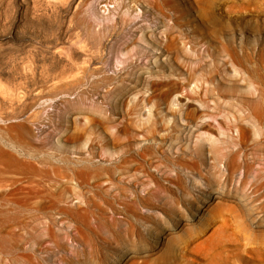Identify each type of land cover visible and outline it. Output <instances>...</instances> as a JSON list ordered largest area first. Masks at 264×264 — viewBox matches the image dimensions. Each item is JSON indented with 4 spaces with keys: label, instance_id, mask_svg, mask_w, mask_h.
Returning <instances> with one entry per match:
<instances>
[{
    "label": "rangeland",
    "instance_id": "obj_1",
    "mask_svg": "<svg viewBox=\"0 0 264 264\" xmlns=\"http://www.w3.org/2000/svg\"><path fill=\"white\" fill-rule=\"evenodd\" d=\"M44 1L0 0V264L27 263L26 257L29 255V257L32 256L31 260L39 258L42 261V264H73L74 260L90 264H106L103 263L104 261L96 254L93 256L91 255L92 252L90 247L92 245L90 244L97 247L99 246V248L100 246L112 248L115 244L98 245L95 238L94 240L96 242L93 239H90L87 243H85V241V244L81 243L79 240H71L69 234L73 235L75 228L79 226L82 228V231H86V229H83L84 226L79 225V223H75L72 220L70 221L67 219L68 222L62 219L63 216L57 213V209L62 207L67 208V206L68 208L80 205L83 207V199L80 198L82 196L78 195L81 191V195L83 193V196H88L97 200L94 194L97 192L100 184L96 183L98 181L95 178L96 176L94 177V174L105 166L110 167L113 165L114 159L117 155L110 157L109 155L102 153L99 141L103 134L102 128L99 124V113H97L96 116H93L91 121L92 124L90 123V132H88L89 135H87L84 129V127L86 128L87 126V121L84 116L78 115L72 117L63 114L65 108V102L63 99L66 98L65 100H68L71 103L74 101L75 103V101H77L75 95H58V97L56 96L53 100L50 98H43L40 101H37V99H35L36 95L33 92L36 89L34 82L36 83V86L40 84L45 87L50 84L49 82L51 78L55 76V73H57L56 75L64 77L67 74L70 76L74 72L73 66L75 65L71 64L72 61L73 63H77V61L81 62V58L78 57H73L70 61V57H68L67 54L69 52L68 50L79 48L77 45H68L69 43H65V46L63 45L64 49L66 48L65 51L68 52L64 55L63 50V54L61 53L62 56L59 57L61 54L59 51L57 52V49L55 53V46H57L55 39L58 35L57 32L68 24V18L75 17L77 13L80 15L85 14V12H83L85 11V8L82 9V6L85 7V5H82L85 4V2L81 3L83 1L81 0V4L78 3V7H72L70 11L65 13V3L67 1ZM63 4L65 5L63 6ZM130 4L129 12L125 17L129 22L137 17L135 20V23L137 24L135 25L136 27L133 25L134 23L132 24V31L129 33L125 31V33H127V35L124 33L125 40H123V38V41L120 44L121 46L119 45L122 49L129 45L128 50L126 51L127 54L123 52L124 54L119 55L118 59L115 58L116 60H113V65L110 71L108 69L109 72L107 73L108 76L115 77V80H119V78L124 80L123 82H120V84L123 83L130 87L137 86L135 92L141 93L132 95L129 99H138L142 94L146 96L151 95L153 90L156 95L164 97L167 94H170L169 91H165L168 86L167 84L171 82L168 80H180V83H184L183 78L188 75L190 69L193 70L197 69V67H201L204 70L209 71L213 70L215 66H220L222 62L228 58L225 53L219 52L216 54L218 57L216 56L215 60L211 59L206 50L209 43L215 48L218 47L219 50L224 48H235L240 55L245 56L243 59L244 66H247L249 69H251V66L255 67L256 64L259 65L255 58L257 49H259L262 62L264 63V0H132ZM32 5L34 6L32 7ZM114 5L115 4H110L108 5V8L113 9ZM76 8H79L80 11L78 12ZM123 11L125 10H121L120 14H122ZM142 13H147L152 19L141 22L140 17L142 16ZM181 13L185 16L189 15L187 19L192 18V22L195 25L194 29L199 33H203V35H205V40H202L203 36L201 35H199L198 38L190 35V31H188L187 27L183 24L184 20H179ZM106 14L108 13L106 12ZM110 17L114 18L113 16ZM206 17L211 18L212 25H208L204 22ZM170 28H173L175 36L178 38V43L176 45H173L165 38L164 32ZM142 31L147 33L148 39L146 42L142 40V38H145ZM184 32L189 35L188 39H185V37L181 35L184 34ZM72 34L69 39L74 38L71 41L74 40V43L78 42L77 39L80 40L81 38L80 32L78 33L79 36L76 33L77 35L73 34L72 37ZM75 36H78V38ZM191 40L192 42L194 40L195 44H193ZM207 41L209 42L208 44ZM169 45H171V48ZM193 46L194 48H192ZM67 47L69 48L67 49ZM254 48V58L252 59L250 56L252 55V49ZM241 49H243V51ZM177 50L184 55L186 60L182 57H179L178 59V56L176 59V52H179ZM52 55H55V58ZM56 56L59 57V59ZM155 56H161V59H158V61L159 63H165V70L159 68V64L154 62L156 60ZM123 61H126V63L122 64ZM70 65H73V70H71ZM228 67L229 71L227 72V75H225V79L222 81L221 85L224 91L232 86L236 90V93H231L226 90V95L228 97L227 100L232 101L231 98L240 95V92H256V85L252 84L250 88L248 87L249 74H246L247 71H245L244 68L232 66L231 64H228ZM169 72H174V75L172 76ZM22 73L24 74L22 75ZM179 74L181 75L180 77ZM234 75L237 76V78L234 77ZM38 78H40L39 81ZM235 78L237 81H234ZM240 78L244 80H240ZM41 79L43 81H41ZM220 79V77H216L215 82ZM201 84H203V80L191 83L186 89L176 94V99L184 98V103L189 104V110L191 111L194 106L189 102H192L195 106L201 108L198 103L192 101L193 96L191 94L187 95L186 93V90L190 92H199L200 89H198L197 86H200ZM204 87H208V85L204 84ZM262 87L264 88V85ZM161 90L164 91V93ZM138 95L139 97H137ZM245 96L251 97L250 94ZM54 102H59L58 104L62 103L63 105H61L62 107L59 105L60 109H56L53 108L52 103ZM88 102L89 101H86V103ZM100 106L103 107V112H105L103 117H107V119L109 118L110 120L108 119V122L112 120L111 122L118 124L120 121L118 117H113L107 106L106 110L104 105L100 104ZM174 107V109L179 108V106ZM165 108V106L162 107V109ZM122 109H124L123 106L121 107V110ZM143 112L147 113L148 109H145ZM143 112L141 113V116L143 115ZM34 114L36 115L35 119ZM62 116L64 117L61 118ZM140 119L143 118L140 117ZM217 119H219V117H217ZM51 121H54L53 125ZM180 124L184 126L181 121ZM214 124H216V121H214ZM111 125L112 124L109 123V131L115 132L116 128ZM185 129L186 131H182V133L183 137L188 138L187 147L182 148V150L177 148L175 150L176 153L173 156L189 159L193 156L191 149H193L195 140L199 138L197 137L199 134L196 132V128L192 126ZM228 135L229 137H233L234 142V137L237 136L236 131H231ZM204 137L206 136L203 135V138ZM86 139L89 141L88 144H84ZM110 147L111 144L109 145V148ZM110 150L111 149H109V152ZM210 162L211 161L208 159L209 164H211ZM205 167L207 169L208 164L207 166L205 165L201 167L203 173L206 171V169H204ZM261 168H263V170L260 171ZM217 170L225 172L224 165L219 163L217 165ZM237 172L238 173L235 174V177L238 179H235L234 177L232 181L234 187L239 186V180L243 177L242 170H238ZM203 173L201 174L200 172L202 176ZM171 174L175 175L174 172H171ZM259 174L264 175L263 161L254 165L248 174V178H250L249 180H255ZM139 175H141V178L146 181L142 174ZM182 175L184 180L181 185V191L192 192L193 194H199L205 191L204 181L198 176V174L190 173L188 171L184 172L183 170ZM122 178V182L125 183L122 184L123 186L132 182H130L132 177L124 176ZM200 180V183L196 182ZM54 181H56V184ZM60 183L63 185L66 183L67 186L65 185V187ZM59 184L62 187L58 186ZM103 184L104 189L110 188L109 191H113V188H111L112 186H110L108 182H104ZM164 184H167V182H164ZM68 185H71L75 190L73 191V188L70 189V186ZM143 186L144 185H136L133 189L128 188L130 190L126 191L127 195L124 193L126 198H132L133 193L142 194L144 193L143 190L145 188L152 187L153 185L146 184L144 186L145 188ZM58 187H60L61 190ZM54 190H57V193ZM62 190L65 193L62 192ZM132 190L134 192H132ZM72 191L75 193L77 191L78 194H75ZM181 191L176 190L177 195H179V192ZM52 193L60 194L59 196L61 197L58 196L60 199L56 201L57 205L54 204L56 207L53 206L54 197H52ZM8 197L9 199H7ZM23 198L25 200H22ZM10 199L19 200L20 202H18L19 205L16 204L17 206L13 204V208L11 206L10 220L8 222L3 221L4 219L6 220V218L3 219V216L5 213L4 209L6 208L7 202L9 203V201H11ZM22 201H25V203ZM212 203L214 206L217 204V201H213ZM12 210H14V212ZM140 212L146 215L154 213L152 216L154 218L150 219L151 222L164 221V215L158 211L152 212L141 208ZM230 212L232 211L225 212L224 218H216L217 220H215V224H220V221L224 222V219H233L231 220L232 223H230V226L233 227H230V229L233 230L235 228L234 222L236 221L234 220V217L232 218L233 215H231ZM12 213H15L16 215L14 216ZM106 213V215L110 216L112 211L106 209ZM203 213L205 214L204 211ZM17 216L20 217L18 218ZM115 216L117 220H123L122 215ZM16 218L18 220H16ZM207 218L208 217H205V219ZM91 220L92 219L89 220V224L91 223ZM6 222L8 223L6 224ZM53 222L54 226L51 225L53 226L54 231L58 233L60 240L63 241L61 242L63 245L62 247L60 245V248L55 247L45 235L43 236V234H46L45 231L49 225L48 223ZM56 222H58L59 225H57ZM215 224L213 229L209 228L207 230L206 234L208 238L206 237V239L203 238L201 240L189 238V241L185 236L186 233H184L183 236H180V234L183 233L179 230V227L178 229L176 228L173 230L175 232L174 235L172 231H164L165 235L161 234L160 236L161 246H159V248L162 247V249L156 250H163L162 254L166 255L163 257V255L158 252L159 258L154 252V255L156 258L158 257L157 260L159 261L154 258L152 259L153 261L150 260L148 263L157 264L160 263V261H163V264H170L167 259V256H170L168 255L170 251L169 249L165 250L166 246L168 243L171 246L174 244L177 253H179V248H177L179 246L177 244H181L179 240L182 242L184 240L183 237H186L187 248H185L183 254H176L175 262L177 264H264L263 246L257 248L258 250L256 249V252H254L253 249L255 246H247L242 238L237 242L227 241L223 238L220 239L219 236L221 235L222 230L215 232L217 227ZM231 224H233V226ZM222 225L220 226L221 229H223ZM85 231L84 233H88V231ZM234 232L235 231L231 232L232 235H235ZM34 235L37 237H33ZM90 241H92V243H90ZM163 247L165 248L163 249ZM77 252L81 257H79L80 259L75 257ZM83 253L85 255H83ZM52 254H55V256ZM84 256L86 258H84ZM72 257L74 260H72ZM162 258L163 260H161ZM129 263L133 264V260H126L123 262V264Z\"/></svg>",
    "mask_w": 264,
    "mask_h": 264
},
{
    "label": "bare ground",
    "instance_id": "obj_2",
    "mask_svg": "<svg viewBox=\"0 0 264 264\" xmlns=\"http://www.w3.org/2000/svg\"><path fill=\"white\" fill-rule=\"evenodd\" d=\"M65 1H67L65 3L66 5L63 4V6L65 5L66 8H63H65L64 12L66 13L70 11L72 7H78V3H80L81 0ZM131 1L132 0H83L81 3L85 2V4H82L85 5V7L82 5L80 6L83 7L82 9L85 8V11H83L85 14L81 13L83 15H80L76 12L77 14L75 17L70 19L68 18V24L64 26L65 28L63 27V29L61 28L59 32H57L58 35L55 39V43L57 45L55 46V53L56 49L60 54H63L64 50V55L69 51L67 54L68 57H70V61L73 57H78L81 58V62H71V64L75 65H72L74 70L70 65L71 70L74 71L70 76L67 73L65 77L56 75L57 73H55V76L52 74L54 77L52 76L53 78H51L49 82L50 84L48 83L49 85L45 87L40 84V86L37 85V87L34 82L35 80L33 81L36 87V92H33L36 95L35 99H37V101H40L43 98H50L53 100L56 96L58 97V95H75V99L77 100L75 103L74 101L71 103L68 100H65L66 98L64 97L65 99H63V101L65 102V108L63 110V114L72 117L78 115L84 116L87 121V126L86 128L84 127L87 135H89L88 132H90V123L92 124L91 121L93 116H96L97 113H99V115L102 116H99V124L102 128L103 134L101 135V139L99 141L102 153L107 154L110 157L117 155L114 159L113 165L110 167L105 166L104 168L96 171L94 174V177L96 176L95 178L98 181L96 183L100 184V187L94 194L97 200L90 198L87 195V197H85L83 196V193L81 195L82 191L79 194L77 191L76 193L73 192L75 189L71 187V185H68L70 186V189L73 188V193L82 196L77 197L83 199L84 206L82 207L80 205L71 208H68V206L67 208L61 206L62 208H58V212H56L63 216L62 219L66 221L72 220L75 223H79V225L84 226L83 229L88 231L87 233L84 230L87 233L86 234L81 230L82 228L78 226L75 228L73 235L69 234L71 240H79L81 243L86 241L85 243H87L90 239L94 240L95 238L98 245L115 244L112 248L103 246H100L99 248V246L97 247L90 244L92 245L90 247L92 252L91 255L93 256L96 254L104 261L102 262L106 264H123L126 260H133V264H149L148 262H150V260L156 258L155 255L158 256V252L160 254L163 253V250H157L162 249V247L159 248V246H161L160 236L161 234H164V231H172L174 235L175 232L173 230L176 228L178 229L179 227V230L183 233L180 234V236H183L184 233H186L185 236L188 240L189 238H195L197 240H201L203 238L206 239L207 230L209 228L213 229L215 227V220H217L216 218H224V213L227 211H232L230 213L233 215L232 218H235L234 220L236 222L233 221L235 223V228L233 230L230 229V223H232L231 220L233 219H224V222L220 221V224L221 222L223 224H221L223 229H221V225L219 223L218 225L215 224L217 225L215 232L222 230L219 237L220 239L223 238L227 241L237 242L242 238L246 242L245 244L247 246H255L253 251L256 252L255 250L257 248L262 246L264 247V175L259 174L255 180H249L250 178H248V174L256 163L263 161L264 165V88L262 87L264 85V63L262 62L261 53L259 49H257L255 58L259 65L256 64L255 67L251 66V69H249L247 66H244L243 59L245 56L240 55L235 48H224L219 50L218 47V49L215 48L207 41L209 46L207 45L206 50L211 59L215 60L217 56L216 54L219 52L226 54L228 59L226 58L227 60L223 61L221 65L218 64L220 66H215L214 69L212 68L213 70L209 71L204 70L201 67H197V69L193 70L190 69L188 75L183 78L184 83H180V80H168L171 82L167 84L168 86L165 91H169L170 94H167L164 97L156 95L152 89L153 91L151 95L146 96L144 94H140V97L139 95L137 96L139 97L138 99H129L130 96L141 93L135 92L137 86L130 87L123 83L120 84V82H123L124 80H121L120 78L119 80H115V77L108 76L107 73L110 71L113 65L112 62L115 58L118 59L119 55L124 54L123 52L127 54L126 51L128 50L129 45L122 49L120 44L123 40H125V31L129 33L132 31V26L137 24L135 23L137 17L130 22L125 17L129 12L128 10L131 6ZM110 4H115L113 9L108 8V5ZM33 6L34 5H32V7ZM77 10L78 12L80 11L79 8ZM121 10L125 11L120 14ZM106 12L108 14H106ZM110 16H113L114 18H111ZM186 16L181 13L179 20H184V22H182L187 27L188 31H190V35L196 38L201 35L203 36L202 40H205V35L194 29L195 25L192 22V18L187 19L189 15ZM148 19H152L151 16L147 13H142L140 21L142 22ZM204 22L208 25H212L211 18L206 17ZM144 31L142 32L146 39L142 38V40L146 42L148 36ZM79 32L81 34V38L80 40L77 39L78 42L74 43V40L71 41L74 38L69 39L72 33L75 35ZM174 32L173 28H170L164 33L166 40L170 41L173 45H176L178 43V38L175 36ZM127 33L125 34L127 35ZM181 35L185 37V39L189 38V35L185 32ZM78 36L75 37L78 38ZM65 43H69L68 45H77L79 49L71 45L76 49H70L66 52V48L64 49ZM192 43L195 44L194 40ZM169 46L171 48V45ZM194 46L192 48H194ZM69 47H67V49ZM241 50L243 51V49ZM254 51L255 48L252 49V55L250 56L252 59L254 58ZM62 54L59 57H61ZM55 55L52 56L55 58ZM177 56L178 59L179 57H182L183 59L185 58L180 51L176 52V59ZM59 57L57 58L59 59ZM155 59L156 60L154 62L159 64V68L165 70V63H159L158 61V59H161V56H155ZM126 61H123L122 64L126 63ZM228 64H231L232 66H239L247 71L246 74H249L248 87L250 88L252 84L256 85L255 93H252L251 91L240 92V95L231 98L232 101L227 100V89L224 91L221 83L229 71ZM23 74L24 73H22V75ZM170 74L173 76L174 72ZM180 76L181 75L179 74V77ZM216 77H220L221 79L215 82ZM234 77L237 78L235 75ZM236 78L234 81H237ZM39 79L40 78H38V81ZM241 79L242 78H240V80ZM198 80H203V84L197 86L198 89H200L199 92H190L186 90L187 95L191 94L193 96L192 101L198 103L201 107L199 108L192 102H189L192 106H194L191 111L189 110V104L184 103L185 99H176V94L186 89V87L190 86L191 83L198 82ZM41 81L43 80L41 79ZM204 84H207L208 87H204ZM229 88L227 90L228 92L236 93V90L232 86ZM162 92L164 93V91ZM247 94H250L251 97H246L245 95ZM86 101L89 102L86 103ZM58 103H52L53 108L60 109L59 105L61 106L63 104ZM100 104L105 106V110L107 106L113 117H118L120 120L119 121L117 119L119 121L118 124L111 122L112 120L108 122L109 118L107 119V117H103L105 112H103V107L100 106ZM122 106L124 109L121 110ZM163 106L166 108L162 109ZM174 106H179V108L174 109ZM145 109H148L147 113L143 112ZM142 112L143 115L141 116ZM35 117L36 115L34 116V119ZM63 117L64 116L61 118ZM140 117L143 119H140ZM217 117H219V119H217ZM180 121L186 127L182 126ZM214 121H216V124H214ZM109 123L116 128L115 132L109 131ZM191 126L196 128V132L199 134V136L197 135L199 138L195 140L193 149H191L193 156L189 159L174 157L173 155L176 153L175 150L177 148L182 150V148L187 147L188 138L183 137L182 131H186L185 128ZM231 131H236L237 136L234 137V142L233 137H229L228 135ZM203 135L206 137L203 138ZM87 139L84 144L89 143ZM110 144L111 147L109 148ZM109 149H111L110 152ZM208 159L211 161V164L208 163ZM219 163L224 165L225 172L217 170V165ZM207 164L208 168L206 169L205 167L204 169H206V171L203 173L201 167L205 165L207 166ZM152 169L156 170L154 171ZM183 170L184 172L188 171L190 173L198 174V176L204 181L205 191L199 194L181 191V185L184 180L182 175ZM238 170H242L243 177L239 180V186L234 187L232 185V181L235 174L238 173ZM261 170H263V168H261L260 171ZM171 172H174L175 175H172ZM200 172L201 174L203 173V176ZM139 174H142L146 181H144ZM124 176L132 177V180H130V182H132L123 186L122 184L124 182H122V177ZM235 179L238 178L235 177ZM104 182H108L109 185L112 186V192L111 190L109 191L110 188L104 189ZM164 182H167V184H164ZM196 182L200 183L201 180ZM54 183L56 184V181H54ZM60 184L58 186L62 187ZM146 184H151L153 186L145 188L144 186ZM65 185L67 186L66 183ZM136 185H144V193H133V197L131 198L129 196L130 198L127 197V199L126 191L131 188L133 189ZM57 190L54 191L57 193ZM176 190L181 191L179 192V195H177ZM62 192L64 191L62 190ZM132 192L134 191L132 190ZM56 193L51 194L53 195L52 197H54L53 206L57 205L56 201L61 198L59 196L60 194L58 195ZM58 196L60 198H58ZM7 199H9V197ZM22 200L25 199L23 198ZM213 201H217V204L214 206L212 205ZM18 202L20 201L11 200L9 203L7 202L3 216V219L6 218V220L4 219L3 221L9 222L11 206L13 204L19 205ZM23 203H25V201ZM141 208L152 212L158 211L164 215V221L151 222L150 219L154 218L152 217L154 213L150 215L142 214L140 212ZM106 209H110L112 211L110 216L106 215ZM12 211L14 212V210ZM13 215L15 216L16 214L14 213ZM115 215H122L123 220H117ZM204 216L208 218L205 219ZM90 219L92 220L89 224ZM16 220L18 219L16 218ZM8 222H6V224ZM56 223L59 225L58 222ZM48 224L49 225L45 231L46 234H43V236L45 235L55 247L60 248V245L62 247L63 244H61V242L63 241L60 240L58 233L53 229L54 222ZM231 225L233 226V224ZM232 231H235V235H232ZM33 237H35V235ZM186 237H183L184 240L182 242L179 240L181 244H177L179 246L177 247L179 248V253H177V249H175L174 244L171 246L168 243L166 248L163 247V249H169L170 251L169 254L167 252V254L170 255L167 256L170 264H177L175 262L176 254L180 255V253L183 254L185 252V248H187ZM90 243H92V241H90ZM154 252L156 253L155 255ZM52 255L55 256V254ZM83 255L85 254L83 253ZM164 255L163 257H165ZM29 256L26 257V264H42V261L39 258L31 260L32 256ZM75 257H80L78 252ZM84 258L86 257L84 256ZM72 260H74V258ZM161 260H163V258ZM73 264L90 263H83L74 260ZM157 264H163V261H160V263Z\"/></svg>",
    "mask_w": 264,
    "mask_h": 264
}]
</instances>
